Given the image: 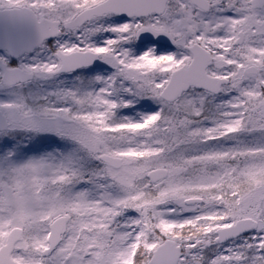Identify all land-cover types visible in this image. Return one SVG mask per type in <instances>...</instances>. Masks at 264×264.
<instances>
[{"label": "snow or ice", "instance_id": "1", "mask_svg": "<svg viewBox=\"0 0 264 264\" xmlns=\"http://www.w3.org/2000/svg\"><path fill=\"white\" fill-rule=\"evenodd\" d=\"M0 264H264V0H0Z\"/></svg>", "mask_w": 264, "mask_h": 264}]
</instances>
